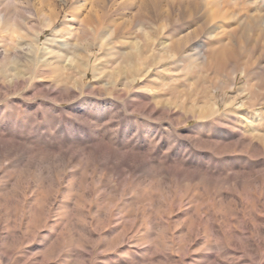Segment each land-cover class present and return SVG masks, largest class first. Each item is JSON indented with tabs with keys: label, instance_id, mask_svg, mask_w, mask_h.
<instances>
[{
	"label": "rangeland",
	"instance_id": "obj_1",
	"mask_svg": "<svg viewBox=\"0 0 264 264\" xmlns=\"http://www.w3.org/2000/svg\"><path fill=\"white\" fill-rule=\"evenodd\" d=\"M0 11V264H264V0Z\"/></svg>",
	"mask_w": 264,
	"mask_h": 264
},
{
	"label": "bare ground",
	"instance_id": "obj_2",
	"mask_svg": "<svg viewBox=\"0 0 264 264\" xmlns=\"http://www.w3.org/2000/svg\"><path fill=\"white\" fill-rule=\"evenodd\" d=\"M5 2H6V0H5ZM3 18V13L0 11V21H1V19ZM39 36V35H38ZM38 38V37H37ZM13 44V42H9L8 43V45H12ZM214 261V260H213ZM213 263V262H212Z\"/></svg>",
	"mask_w": 264,
	"mask_h": 264
}]
</instances>
